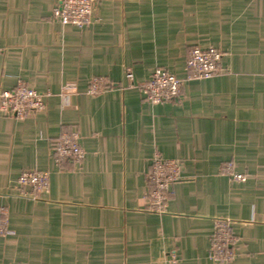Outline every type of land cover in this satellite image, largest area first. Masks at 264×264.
I'll return each mask as SVG.
<instances>
[{"label": "crops", "instance_id": "obj_1", "mask_svg": "<svg viewBox=\"0 0 264 264\" xmlns=\"http://www.w3.org/2000/svg\"><path fill=\"white\" fill-rule=\"evenodd\" d=\"M57 2L0 0V92L24 82L54 94L23 121L0 114L12 232L0 264H264V0H94L83 29L53 19ZM196 47L223 54L219 76L188 80ZM158 68L183 80L179 99L146 100L138 85ZM97 77L110 90L86 94ZM62 128L79 134L81 163L56 161L48 138ZM155 155L181 171L160 215L148 201ZM228 163L246 181L221 174ZM34 169L50 189L32 200L18 178ZM221 219L238 240L232 262L210 258Z\"/></svg>", "mask_w": 264, "mask_h": 264}, {"label": "built area", "instance_id": "obj_2", "mask_svg": "<svg viewBox=\"0 0 264 264\" xmlns=\"http://www.w3.org/2000/svg\"><path fill=\"white\" fill-rule=\"evenodd\" d=\"M53 19L63 27L73 26L83 29L94 20V0H58L52 10ZM223 54L215 48H193L188 52L186 70L188 80L209 79L221 74L220 66ZM126 76L132 79L131 69L126 70ZM183 80L170 72L158 68L151 78L138 87L146 100L151 104H165L179 99ZM76 85L67 83L62 86L63 95L67 90L75 89ZM110 90L109 83L103 78H93L86 91L88 95H99ZM54 97L50 92H39L24 82H19L13 90L0 92V114L23 121L33 114L45 109L46 100ZM52 144V152L57 162L70 160L81 163L86 157V150L81 144L80 136L75 131L60 129L48 138ZM221 174L229 176L237 182H244L243 174L235 173L231 163L221 166ZM181 178L180 165L177 161L155 155L149 172L151 190L148 195L149 209L155 214H164L168 208L171 186ZM18 184L29 191H23L21 196L35 200L38 195L49 192V174L38 169L21 174ZM8 214L6 208H0V236L12 234L4 219ZM233 222L229 219L218 220L212 241L210 258L217 262H232L236 255L231 247L238 240L234 235Z\"/></svg>", "mask_w": 264, "mask_h": 264}]
</instances>
